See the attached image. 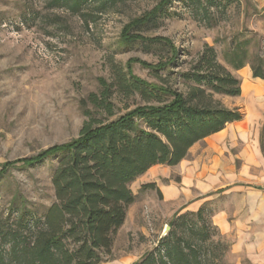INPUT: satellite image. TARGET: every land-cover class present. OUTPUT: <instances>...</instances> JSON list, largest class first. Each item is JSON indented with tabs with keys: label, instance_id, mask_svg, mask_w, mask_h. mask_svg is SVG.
Listing matches in <instances>:
<instances>
[{
	"label": "rangeland",
	"instance_id": "374dc122",
	"mask_svg": "<svg viewBox=\"0 0 264 264\" xmlns=\"http://www.w3.org/2000/svg\"><path fill=\"white\" fill-rule=\"evenodd\" d=\"M157 2L125 0L101 9L95 1L72 14L53 7L52 0H0V231L16 228L11 209H37L52 202L50 178L56 160L37 163L42 152L77 138L87 123L113 121L145 105L120 83L133 77L157 83L150 68L166 62L169 49L146 41L167 40L180 50V65L159 73L174 78L204 46L214 48L225 66L224 52L240 33L264 37V0L213 7L211 25L195 16L188 3L173 1L166 16L140 25ZM107 90L110 98L104 99ZM215 99L226 101L223 96ZM102 102L110 105L111 115ZM139 182L130 186L135 203L115 237L112 258L102 264L136 263L177 217L156 193L141 191ZM176 234L188 236L182 229ZM195 242L203 264H243L211 225L207 239Z\"/></svg>",
	"mask_w": 264,
	"mask_h": 264
},
{
	"label": "trees",
	"instance_id": "16d2710c",
	"mask_svg": "<svg viewBox=\"0 0 264 264\" xmlns=\"http://www.w3.org/2000/svg\"><path fill=\"white\" fill-rule=\"evenodd\" d=\"M95 1L104 9L125 0H52V6L78 14ZM173 1L191 5L194 15L201 16L206 25L214 21L211 8L225 9L235 2L158 0L138 25L166 16ZM146 42L169 49L170 58L150 68L157 83L134 77L129 83H120L122 89L137 93L145 105L113 121L87 123L77 138L39 155L37 163L56 160L50 178L53 200L37 209H11L16 228L0 231V264L110 261L115 237L125 223L128 208L135 203L131 184L153 166H176L194 144L241 120L236 110L215 99L240 95V81L228 68L239 71L248 66L253 79L264 80V37L253 32L234 38L224 52L225 66L219 63L214 48L204 46L174 78L159 73L180 65V50L163 39ZM108 91L104 99L110 98ZM102 104L111 115L110 105ZM154 189L153 184L140 188ZM211 216L212 211L204 207L197 213L177 215L169 224V235L134 264H203L195 241L207 239L208 227L213 226ZM178 229L187 232V238L177 236Z\"/></svg>",
	"mask_w": 264,
	"mask_h": 264
},
{
	"label": "crops",
	"instance_id": "0c3cea01",
	"mask_svg": "<svg viewBox=\"0 0 264 264\" xmlns=\"http://www.w3.org/2000/svg\"><path fill=\"white\" fill-rule=\"evenodd\" d=\"M237 72L240 95L224 97L223 105L241 120L194 144L176 166H153L135 182L155 185L145 192L177 215L210 209L231 254L243 264H264V80L253 79L248 66Z\"/></svg>",
	"mask_w": 264,
	"mask_h": 264
},
{
	"label": "water",
	"instance_id": "95a60500",
	"mask_svg": "<svg viewBox=\"0 0 264 264\" xmlns=\"http://www.w3.org/2000/svg\"><path fill=\"white\" fill-rule=\"evenodd\" d=\"M169 231H170V226L165 225L158 241L164 239L168 235Z\"/></svg>",
	"mask_w": 264,
	"mask_h": 264
}]
</instances>
